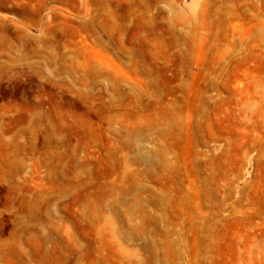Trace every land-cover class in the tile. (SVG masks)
I'll return each mask as SVG.
<instances>
[{"label": "rangeland", "instance_id": "obj_1", "mask_svg": "<svg viewBox=\"0 0 264 264\" xmlns=\"http://www.w3.org/2000/svg\"><path fill=\"white\" fill-rule=\"evenodd\" d=\"M0 264H264V0H0Z\"/></svg>", "mask_w": 264, "mask_h": 264}]
</instances>
